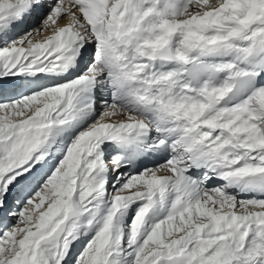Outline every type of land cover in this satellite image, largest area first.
Wrapping results in <instances>:
<instances>
[{"label": "snow or ice", "instance_id": "6c2138e0", "mask_svg": "<svg viewBox=\"0 0 264 264\" xmlns=\"http://www.w3.org/2000/svg\"><path fill=\"white\" fill-rule=\"evenodd\" d=\"M0 264H264V0H0Z\"/></svg>", "mask_w": 264, "mask_h": 264}]
</instances>
